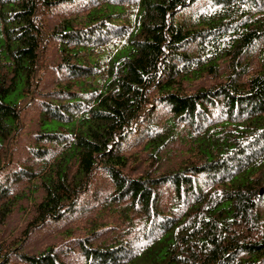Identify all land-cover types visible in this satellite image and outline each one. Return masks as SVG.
Here are the masks:
<instances>
[{
	"label": "trees",
	"instance_id": "16d2710c",
	"mask_svg": "<svg viewBox=\"0 0 264 264\" xmlns=\"http://www.w3.org/2000/svg\"><path fill=\"white\" fill-rule=\"evenodd\" d=\"M75 1L0 0V172L52 39L64 78L41 98L33 161L7 176L43 192L24 235L72 210L100 168L113 182L100 208L123 227L79 237L85 264H264V0H83L84 18L49 28L45 13ZM220 61L223 79L186 88ZM178 138L184 158L161 169ZM5 195L4 217L15 199L1 185ZM21 240L0 242V264H69L55 246L18 251Z\"/></svg>",
	"mask_w": 264,
	"mask_h": 264
},
{
	"label": "rangeland",
	"instance_id": "374dc122",
	"mask_svg": "<svg viewBox=\"0 0 264 264\" xmlns=\"http://www.w3.org/2000/svg\"><path fill=\"white\" fill-rule=\"evenodd\" d=\"M88 6V2H84L83 0H76L68 4L61 3L53 6L47 11L44 18L48 23V27L52 28L63 18L73 17L75 21L76 19L79 20L84 18V12L87 10ZM254 54L256 55L257 52L255 51ZM60 55L61 52L58 47V41L56 39L50 40L45 52L46 68L40 81L36 98L21 111L24 123L17 138V146L13 151L12 161L0 172V186H7L8 194L15 199L10 212L5 217L0 214V242L6 243L15 239H22L18 251L29 253H38L50 245L55 246V251L64 261L69 264H85L84 254L78 240L79 237L87 234L92 235V242L96 244L111 239L113 236L117 235L123 227L117 214L115 212L101 210L100 203L98 202L100 196L98 195L99 192H105L113 187L111 179L99 168L91 180L90 188L80 193L78 203L72 210H69L60 218H50L44 224L36 227L25 236L24 229H26L29 221L33 218L36 203L42 198L43 192L40 189H29L30 181L27 178L11 181H8L9 178H7L13 170L20 168L23 164H29L33 161L29 146L37 141L35 132L40 126L41 98L52 96L49 92L56 89L59 83L64 81L60 70L57 69ZM255 55L251 59V71H253L256 64L254 60ZM98 56L104 57L106 56V52L101 51ZM220 64L219 75L188 80L186 88L193 90L200 84L209 85L216 80L223 79L224 73L229 69L227 67L228 61H220ZM167 116L168 111H166L165 108H161L158 114L159 121L165 119ZM142 146V143L134 145L129 144L126 151L131 153ZM169 147L170 150L165 153V159L162 162L161 169L172 167L176 165L181 158H184L182 151L178 152L179 148L183 150L185 147V144H183V142L181 143L180 138H178L176 142L170 144ZM144 167L145 166L142 168L130 169V171L134 174H138L141 170L143 171ZM22 190H25L27 194L24 195L25 191ZM16 194H20V196L16 198ZM6 197V195L5 197L0 196V203ZM100 211L102 216L98 218V220L102 221L103 225H101V228L97 231L95 228L96 232H92L94 230L92 226H95V221L97 220L93 217ZM11 258L21 263L25 262L17 253H14Z\"/></svg>",
	"mask_w": 264,
	"mask_h": 264
}]
</instances>
